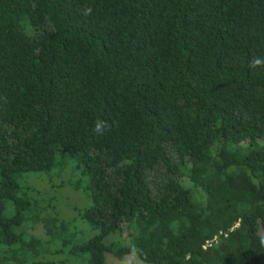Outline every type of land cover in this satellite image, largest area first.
Returning a JSON list of instances; mask_svg holds the SVG:
<instances>
[{
  "label": "trees",
  "instance_id": "16d2710c",
  "mask_svg": "<svg viewBox=\"0 0 264 264\" xmlns=\"http://www.w3.org/2000/svg\"><path fill=\"white\" fill-rule=\"evenodd\" d=\"M254 57L264 0H0V264H264Z\"/></svg>",
  "mask_w": 264,
  "mask_h": 264
},
{
  "label": "rangeland",
  "instance_id": "374dc122",
  "mask_svg": "<svg viewBox=\"0 0 264 264\" xmlns=\"http://www.w3.org/2000/svg\"><path fill=\"white\" fill-rule=\"evenodd\" d=\"M61 177V175H59ZM79 176H74L71 172H66L63 174V178L59 179L57 176L54 178L55 183L49 182L47 177L45 180L40 179H32L31 183L34 185L36 189H40L42 191L43 196H53L55 200L54 202H58L59 204L65 205L64 207H68V209H64L66 214L69 215L67 211L72 212V207L77 206V209H82L87 206H90L91 199L82 191L74 190L71 186H69L68 182H76L79 179ZM66 180L65 185L62 186L60 182ZM57 184L58 186H55ZM76 209V210H77ZM77 212V211H76ZM106 263L107 264H147L141 261L136 254H128L124 258L119 259L114 256L112 253H106Z\"/></svg>",
  "mask_w": 264,
  "mask_h": 264
},
{
  "label": "clouds",
  "instance_id": "9594fccd",
  "mask_svg": "<svg viewBox=\"0 0 264 264\" xmlns=\"http://www.w3.org/2000/svg\"><path fill=\"white\" fill-rule=\"evenodd\" d=\"M264 65V58L262 57H254L251 61L250 67H258ZM111 124L107 121L97 120L94 122L93 132L103 135L105 131H110ZM264 243V241H262Z\"/></svg>",
  "mask_w": 264,
  "mask_h": 264
},
{
  "label": "built area",
  "instance_id": "2783aa9c",
  "mask_svg": "<svg viewBox=\"0 0 264 264\" xmlns=\"http://www.w3.org/2000/svg\"><path fill=\"white\" fill-rule=\"evenodd\" d=\"M233 229V228H232ZM227 235V232L225 233ZM220 242V237L219 235L214 236L211 239H208L204 245V248L212 246L214 243H219Z\"/></svg>",
  "mask_w": 264,
  "mask_h": 264
}]
</instances>
